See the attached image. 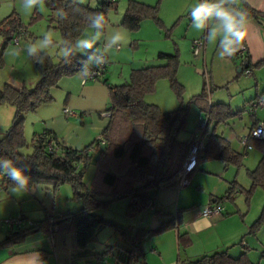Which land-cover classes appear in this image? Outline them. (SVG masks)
<instances>
[{"label":"trees","instance_id":"trees-1","mask_svg":"<svg viewBox=\"0 0 264 264\" xmlns=\"http://www.w3.org/2000/svg\"><path fill=\"white\" fill-rule=\"evenodd\" d=\"M45 4L55 15L53 20L61 33L62 42L68 39L73 43L89 28L87 17L90 13L102 12L107 21V13L117 8L116 2L112 0H102L95 8L81 6L75 0H45ZM239 7L248 12L249 20L258 24L260 21L264 22V14L251 8L246 0H239ZM61 12L64 18H61ZM146 19L159 23L157 7L128 0L120 24L129 31H136ZM25 30L14 13L0 22V34L9 39ZM39 55L41 54L38 53ZM83 58L86 55L82 56L77 52L70 65L62 58L54 62L48 54L45 55L43 65L30 58L39 74L35 86L31 89L25 86L17 89L5 84L0 89V105L9 104L14 109L10 126L0 136V156L13 159L18 167L25 168V174L30 177L29 189L34 185L44 184L50 187L48 190L56 192L60 186L68 184L73 199L80 206L75 212H66L55 218L46 216L42 220H33L23 229H7L0 237V249L21 244L38 233L50 235L54 228L62 234L73 233L76 245L82 249L97 240L100 229L110 227L131 244L127 264H146L142 242L151 236L176 230L182 224L184 212L192 207L179 209L175 216L165 214L163 216L168 218L157 227L137 229L132 234L105 219L102 209L113 200L127 199L126 216L134 217L154 208L158 191L179 187L178 172L188 156L198 127L197 120L195 131L190 133L188 139H178V135L186 128L191 105L197 107L198 118H208L210 130L204 149L197 155L196 168L206 161H218L225 167L232 166L237 170L242 168L244 154L236 152L229 141L217 133L220 125H225L228 120L240 115V112H232L230 105L226 103L210 104L205 87L189 100L187 107L179 106L171 112H162L157 105L146 103L145 96L154 91L160 79H167L176 95L181 97L182 86L176 79L177 54L159 53L157 58L164 62L162 65L131 70L127 83L115 86L105 84L110 100L105 112H109L110 116L99 137L91 143L81 149L73 148L57 140L53 132L44 130L34 134L28 144L24 137L25 115L50 103L53 99L51 90L58 87L61 78L77 74L79 61ZM260 66H264V60L252 66L246 55L240 66V73ZM104 74L96 81L103 78ZM256 124L254 122L251 129ZM99 138L104 141L103 145ZM50 141L56 146L53 151L48 149ZM249 146L260 153L256 168L247 171L251 180L250 189H240L233 181L225 195L212 199L213 203L209 202L210 204L222 206L224 202L233 201L236 192H244L248 198L254 189L264 187V140H250ZM91 163L94 164L97 175L92 185L86 187L83 178ZM8 187H12L11 182L6 177L0 178V188L7 190ZM102 193L110 195L111 199L101 201L99 198ZM254 228L257 229V226ZM250 232H253L252 228ZM177 243L179 251L185 250L191 246V239L187 234L180 233L177 235ZM106 253L97 255V259H101ZM177 264L251 263L246 250L237 258L230 257L227 250H223L195 260H179Z\"/></svg>","mask_w":264,"mask_h":264},{"label":"rangeland","instance_id":"rangeland-1","mask_svg":"<svg viewBox=\"0 0 264 264\" xmlns=\"http://www.w3.org/2000/svg\"><path fill=\"white\" fill-rule=\"evenodd\" d=\"M101 1L75 0L77 4L90 8L97 7ZM112 1L116 2L117 8L107 13L105 32L110 28L122 29L126 34L124 44L109 53L107 71L99 81L86 82L83 85L77 74L63 77L60 79L58 87L51 90L52 101L40 106L35 112L25 115L24 137L28 144L31 143L34 134L44 130L53 131L60 142L72 140L68 143H77L76 147H80L77 149L91 143L99 135L96 134L89 142H85L81 138L75 142L74 139L75 136L83 134V132L85 135L88 132L92 135L93 132L90 130L99 124L107 123L108 118L103 115L110 103L106 85L115 86L127 83L133 69L162 65L164 62L157 58L159 53L177 54L176 79L182 86L181 97L176 95L167 79H160L157 81L154 91L145 96L146 103L157 105L162 112H171L179 106L187 107L189 100L205 87L210 103H226L230 105L232 112H240L234 121L228 120L225 125H220L219 133L227 130L228 126L232 127L234 122H241L243 127L248 124L251 116L246 111V102L253 98L255 93L259 92V95L264 93V66L252 68L249 74L245 72L241 74L235 67L226 71L223 64L218 63L222 66H216L218 58L217 55L213 56L212 52L207 55V58H204V51L200 56L194 57L191 41L194 38L195 40L204 39L205 35V33H197L191 28L189 12L196 0H135L157 7L159 19V23L153 19L142 21L136 31H129L120 24L128 0ZM12 13L18 16L27 35L20 37L19 44L14 45L12 39L0 34V89L12 81L16 86L22 84L31 89L39 80V74L34 64L26 51L22 52L19 57L10 55L11 51L17 47L23 48L30 41L35 42L41 39L45 33H51L56 46L50 47L47 54L54 62H57L61 58L59 52L60 46L63 44L62 37L53 20L55 15L45 2L43 7L28 12L24 10L22 0H0V22ZM92 32L94 29L87 28L79 38L91 35ZM96 46H103V37ZM256 72L259 73L257 78L255 77ZM229 74L234 79L230 81L228 87L216 89L219 85L229 81ZM82 88L85 89L82 91ZM64 108L75 112L78 116L77 119H66L63 115ZM13 114L12 106L9 104L0 105V136L10 126ZM198 116L197 107L191 105L186 128L178 135L179 140H187L190 133L195 131ZM256 116L260 120H264V110L256 111ZM195 133H197V129ZM86 137L88 138V135ZM233 146L235 147V144ZM254 149L258 151L256 148ZM244 161L243 156V167L239 170L232 166L229 168L235 170V175L238 174L234 181L239 184L240 189L249 190L251 180L246 168L249 167V171L254 170L259 161L256 164L248 163L249 166ZM96 173L94 164H89L85 170L84 183L92 185L96 179ZM48 188L50 187L44 184L34 185L26 192H14L12 187H8L7 190L0 188V237L7 230L4 222L20 215L21 212L25 213L28 218L42 220L49 215L55 218L67 211L75 212L80 207L78 201L73 199L72 190L68 184L60 186L56 192H52ZM99 199L105 201L111 199V196L102 193ZM127 203V199L113 200L102 209L101 213L105 219L131 234L137 229L148 227L153 209L139 213L134 217H127ZM227 203L226 206L229 207L226 208H231L239 221L247 222L249 227L247 236L254 237L264 244V187L254 189L248 198L244 192H236L233 201H227ZM36 205L38 208L34 207L33 209L32 206ZM226 212L228 213V210L223 214ZM255 226L257 229L254 228ZM105 228L106 232L113 230L110 227ZM250 228L253 229V232H250ZM147 241L148 238L142 242L141 246L145 251L148 248ZM255 244L256 246H251L248 249V252L252 253L253 260L259 258L261 252H264V248L260 247V242L257 245L255 241ZM113 245V242H108V246L112 247Z\"/></svg>","mask_w":264,"mask_h":264},{"label":"crops","instance_id":"crops-1","mask_svg":"<svg viewBox=\"0 0 264 264\" xmlns=\"http://www.w3.org/2000/svg\"><path fill=\"white\" fill-rule=\"evenodd\" d=\"M246 3L254 10L264 14V0H246ZM249 21V35L245 40V44L247 46L248 59L253 66L257 62L264 60V26H261L254 20ZM193 40L195 38L192 39L191 43ZM210 52H212L213 56L217 55L216 47L209 45L204 39V58H207ZM217 58L216 66L219 65L218 63L223 64L226 71L231 67H235L236 69L240 68L243 62V58L225 60H221L218 56ZM221 66L219 65V67ZM258 72H256L257 74L255 73L256 78L259 75ZM228 77L230 78L229 81L219 85L216 89L228 87L230 81L234 79L230 74ZM8 84L17 89L24 86L22 84L16 86L13 81ZM84 89L82 88V91ZM257 96H259V92L255 93V96L249 99L246 105ZM77 117L76 115V117L72 118L77 119ZM235 119L236 117L232 118L231 121ZM254 122H264V120H260L255 115L249 118V122L245 127L241 126V122H234L232 127L228 126L227 130L223 132L219 133L217 129V133L225 137L236 152L244 154V162L248 166V163L256 164L259 161L260 153L259 151H255L254 148L244 150L240 146L239 140L249 132ZM105 126L106 124H99L90 130V132H93L92 135L89 132L86 134L88 138L85 132H83V134L75 136L74 140L78 142L77 140L81 138L85 142H89L96 134L97 136L100 135ZM53 135L56 137L54 133ZM56 139L58 140L57 137ZM62 142L73 148H80L76 147L75 144L77 143H68L72 142V140ZM234 144L236 148L233 146ZM246 169L250 170L249 167ZM237 175H235V170L225 167L221 162L206 161L199 164L189 174L187 177L188 184L185 187L158 191L155 198L153 214H151V222L148 227L140 229H153L161 221L168 218V216L163 215L175 216L179 209L192 208L184 212L182 224L176 230L167 231L148 238L147 250L142 249L145 263L177 264L179 260H195L203 255H210L216 251L223 250H227L230 257L237 258L246 250L247 258L251 264H264V252H261V256L255 260L251 257L252 253L248 252L249 247L256 246L255 241L257 245L260 242V247L262 248H264V244H261L262 242L254 237L247 236L249 232L247 222L244 220L239 221L233 213V210L226 208L229 207L226 206L228 205L227 202H224L222 206L223 212L228 210V213L223 214L222 212L221 216L213 218H204L201 216V209L211 202L212 199L224 196L230 183L236 180ZM85 186L89 187L90 185L85 184ZM34 207H37V205L32 206L33 209ZM157 211L161 213L156 214ZM20 215L28 224L35 220L28 218L25 213L21 212ZM27 226L25 225V227ZM180 233L187 234L191 239V246L181 251H179L177 243V235ZM108 242H113L114 245L110 247L108 246ZM129 251H131V244L121 236L118 237V234L114 230L106 232L105 227L100 229L97 240L94 243L82 249L76 245L73 233L62 234L55 231L50 235L38 233L28 237L21 244L0 249V264H98L103 260L110 264H127ZM104 252H107L106 255H103L101 259H97V255H101Z\"/></svg>","mask_w":264,"mask_h":264},{"label":"clouds","instance_id":"clouds-1","mask_svg":"<svg viewBox=\"0 0 264 264\" xmlns=\"http://www.w3.org/2000/svg\"><path fill=\"white\" fill-rule=\"evenodd\" d=\"M45 0H22L24 10L43 7ZM64 18L63 12L60 13ZM191 28L197 33H205L204 39L209 45L216 47V54L221 60L231 59L244 45L249 35V16L245 9L239 7V0H196L190 8ZM89 28L94 29L91 35L72 40L65 39L60 46V56L66 64L72 63V57L79 52L82 56L77 76L86 82L93 74V69H101L107 62L109 53L122 46L126 40L125 32L120 28L105 32L106 18L104 13H90L87 17ZM103 37V46L97 47V42ZM72 45L69 47L68 45ZM51 33L43 34L35 42H28L23 48L17 47L10 53L19 57L22 52L43 65L45 55L50 47H55ZM38 53L41 55L38 56ZM259 125L252 130L258 135ZM6 177L11 182L14 192H26L30 188V177L25 174V168L18 167L16 161L0 156V178Z\"/></svg>","mask_w":264,"mask_h":264},{"label":"built area","instance_id":"built-area-1","mask_svg":"<svg viewBox=\"0 0 264 264\" xmlns=\"http://www.w3.org/2000/svg\"><path fill=\"white\" fill-rule=\"evenodd\" d=\"M26 35H27L26 31H20L17 35H15L12 38L14 45H18L20 37H26ZM191 50H192V55L194 57L200 56L204 51V39L201 38L193 41L191 44ZM246 55H247V46L244 42V45L232 58L233 59L244 58ZM107 68H108V62L99 70L93 69L94 74L89 79H87L86 82L96 81L106 72ZM246 73L249 74V71H247ZM86 82H82V84L84 85ZM258 110H264V93L260 94L257 98L253 99L247 104L246 111L251 117H254L256 115V111ZM63 115L66 119L76 117L75 112L71 111L68 108L63 109ZM103 115H105V117L108 118L110 116V113L104 112ZM261 124H264V122H258L251 130H249V132L246 135L240 138L239 144L244 150L251 149V147L249 146L250 140H257V141L264 140V127L260 128L258 135L252 134V130L256 129ZM209 131L210 130H209L208 118L207 117L198 118L197 133L193 138L188 156L178 172L179 187H185L188 184L187 177L196 168L197 155L200 151L204 149L206 136L209 133ZM99 142L101 145L104 144V141L101 138H99ZM48 149L49 151L55 150L56 149L55 143L50 141L48 143ZM222 210L223 208L220 204L208 203L201 209V216L204 218L219 217L221 216ZM29 224L22 218L21 215H17L4 222V225L7 227V229L10 230L23 229L25 225H29ZM53 231L55 232L56 229L54 228ZM98 264H110V263H108L107 261H101Z\"/></svg>","mask_w":264,"mask_h":264},{"label":"water","instance_id":"water-1","mask_svg":"<svg viewBox=\"0 0 264 264\" xmlns=\"http://www.w3.org/2000/svg\"><path fill=\"white\" fill-rule=\"evenodd\" d=\"M259 24H261L262 26H264V22L260 21ZM240 71V68H238L237 72Z\"/></svg>","mask_w":264,"mask_h":264}]
</instances>
